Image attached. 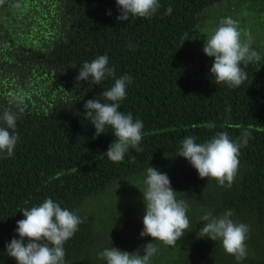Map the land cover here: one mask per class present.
<instances>
[{
	"label": "trees",
	"instance_id": "trees-1",
	"mask_svg": "<svg viewBox=\"0 0 264 264\" xmlns=\"http://www.w3.org/2000/svg\"><path fill=\"white\" fill-rule=\"evenodd\" d=\"M229 1L159 0L150 18L125 22L117 21L116 0H20V9L6 0L0 6V112L17 114L19 136L11 157L0 153V264H17L6 245L19 239L21 210L47 198L84 221L63 245L65 264H107L97 254L110 247L143 255L147 243L157 248L150 264H264V38L252 44L260 62L241 64L247 79L232 88L216 84L214 58L181 46L201 15ZM105 54L115 78L132 77L118 110L144 124L143 151L129 148L117 163L100 158L115 140L112 129L94 138L83 115L87 100L111 103L100 94L114 78L100 85L76 81L83 63ZM245 130L251 136L230 187L201 179L189 162L174 173L164 168L177 200L189 206L190 228L174 247L141 237L147 168L178 158L185 137L203 143L227 132L236 140ZM107 191L116 194L110 207L86 204ZM228 210L250 229L248 254L239 262L219 240L197 237L205 213L219 217Z\"/></svg>",
	"mask_w": 264,
	"mask_h": 264
},
{
	"label": "clouds",
	"instance_id": "clouds-1",
	"mask_svg": "<svg viewBox=\"0 0 264 264\" xmlns=\"http://www.w3.org/2000/svg\"><path fill=\"white\" fill-rule=\"evenodd\" d=\"M5 3L6 0H0V6ZM116 4L120 12L118 22L128 21L130 16L150 18L160 7L159 0H116ZM12 6L17 9L22 7L20 0H15ZM171 13L172 8L169 6L166 14ZM253 42L250 31L241 30L238 21L227 17L220 22L203 46L204 54L214 58L210 74L215 77L216 84H226L230 88L243 84L247 74L241 64L246 67L261 60L259 53L252 47ZM108 65V56L99 55L91 62L83 63L76 81L91 80L92 84L100 85L106 78H114V85L100 94L111 103L98 99L87 100L83 115L95 128L94 138L104 134L106 126L112 129L115 140L100 158L106 156L117 163L124 160L129 148L143 151L139 145L143 139L144 124L139 119L134 120L131 113L125 114L118 110L119 102L127 95L126 86L132 82V77L124 75L115 78V68ZM17 119V114L11 110L0 112V153H6L8 157L13 155L19 139L15 131ZM207 127L213 128L215 125L209 123ZM250 136L251 133L245 130L233 140L227 132H218L203 143H196L195 137H185L177 155L185 158L201 179L211 178L221 186L230 187L238 171L240 149L247 145ZM144 184L146 187L142 197L145 214L140 235L150 236L154 241L174 247L190 228L187 217L189 206L184 200H177V192L172 189L167 174L151 166L147 168ZM21 211L24 218L17 221L16 227L19 239L13 238L6 245V254L14 258L17 264H65L63 245L84 222L81 217L66 208L62 209L51 198L45 199L39 206ZM232 215L231 210L219 217H213L210 212L205 213L201 217L204 225L198 229L197 237L219 240L224 251L239 262L248 254L246 240L250 229L244 223L233 221ZM156 251L154 243H147L143 245V255L139 249L127 252L115 247L107 248L97 255L107 264H150Z\"/></svg>",
	"mask_w": 264,
	"mask_h": 264
},
{
	"label": "rangeland",
	"instance_id": "rangeland-1",
	"mask_svg": "<svg viewBox=\"0 0 264 264\" xmlns=\"http://www.w3.org/2000/svg\"><path fill=\"white\" fill-rule=\"evenodd\" d=\"M242 1L243 0H232L229 2H223L212 7V11H206L203 15H201L199 25L192 33L189 34L187 39L185 38L186 40L184 39L185 41L183 44L181 43V46H184L185 49L203 50L206 38L209 37L213 33L214 29L219 26L220 21L224 18L232 16V11L237 9ZM248 1H250V3L240 6L231 18L239 22V27L242 25L241 30L250 31L253 40L256 39V36L258 39H263L264 3H262V1L264 2V0ZM182 159L183 157L181 156L178 158L175 157V159L171 158L160 162L163 166L158 163L153 166V168L160 172H163L164 168H167L171 169L172 173H174L173 170H179L181 166L184 167V165H181L180 162H188L186 159ZM121 194L124 193H120L119 195ZM115 196L116 194L113 195L111 191H107L96 198H91L86 204H96L98 206H102V208L110 207L112 205L111 201L115 198ZM139 204L141 203L138 201L136 206H139Z\"/></svg>",
	"mask_w": 264,
	"mask_h": 264
}]
</instances>
